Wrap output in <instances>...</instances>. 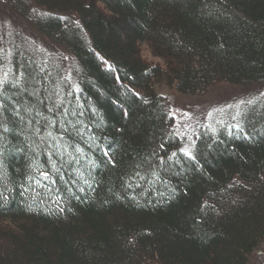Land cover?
Returning <instances> with one entry per match:
<instances>
[{
    "label": "trees",
    "instance_id": "1",
    "mask_svg": "<svg viewBox=\"0 0 264 264\" xmlns=\"http://www.w3.org/2000/svg\"><path fill=\"white\" fill-rule=\"evenodd\" d=\"M7 6L74 67L15 49L0 85V264H249L264 243V97L243 131L200 132L191 160L156 87L262 93L264 0Z\"/></svg>",
    "mask_w": 264,
    "mask_h": 264
},
{
    "label": "rangeland",
    "instance_id": "2",
    "mask_svg": "<svg viewBox=\"0 0 264 264\" xmlns=\"http://www.w3.org/2000/svg\"><path fill=\"white\" fill-rule=\"evenodd\" d=\"M8 12L7 0H0V81L6 80L7 70H11L15 49L27 50L41 66L57 63L67 72L73 70L70 55L46 42L35 26ZM33 12L38 16L44 14L36 7ZM156 92L164 98L167 110L174 118L175 132L183 140V148L188 147L191 151L200 132L235 129L236 125L240 126L247 108L264 97V90L260 93L231 85L219 86L204 97L183 96L174 87L162 84L156 87ZM249 264H264V243Z\"/></svg>",
    "mask_w": 264,
    "mask_h": 264
},
{
    "label": "snow or ice",
    "instance_id": "3",
    "mask_svg": "<svg viewBox=\"0 0 264 264\" xmlns=\"http://www.w3.org/2000/svg\"><path fill=\"white\" fill-rule=\"evenodd\" d=\"M3 83H4L3 81H0V85H2ZM11 86L15 87V86H16V85H15V82H13V84H12ZM6 99H7V97L3 94V92H0V116H2V114H3L5 111H7V109H8V105L5 103V100H6ZM145 102H146V101H145ZM248 103H249V104H252L253 102H252V101H248ZM12 111L15 112V114H16L17 116L20 115L18 109H16L15 107L12 109ZM22 119H23V118L21 117V120H22ZM5 122H6V118L0 119V134L8 133V132L10 131L6 126H3ZM29 123H30V122H29ZM49 123H51V122H49ZM236 128H237L238 131H243V129L240 128L239 125H236ZM49 135H51L50 132H49ZM193 143H194V142H193ZM160 147L163 148V145H161ZM181 151H182V153H183V155H184L185 157H187V158H189V159H191V160H195V157L192 155V151H191L188 147H185V148L181 149ZM104 155H105V156L108 155V151H107V150L104 152ZM173 157H176V153H172L171 156L168 157V159H169V160H172ZM175 162H176V163H179V159H177ZM164 163H165L164 158H163V157H160V159H159V164H160V165H163ZM137 167H139V165H137ZM42 175L44 176V179H45V180H48V179H49V174H48L47 172L42 173ZM152 175H153V176H156L157 179H159L158 173H157L156 171L153 170V171H152ZM135 176H138L140 180H144V179H146V176L141 175L139 172H136V173H135ZM131 179H132V177H129V180H131ZM85 182L87 183V181H85ZM38 183H39V181H38ZM132 186H133V185H132L131 183L128 184V187L131 188ZM139 186H140L139 184L136 185V187H139ZM81 191H83V189H81ZM2 196H3V194L0 193V197H2ZM132 198L135 199V197H132ZM53 203H56V201H53Z\"/></svg>",
    "mask_w": 264,
    "mask_h": 264
}]
</instances>
